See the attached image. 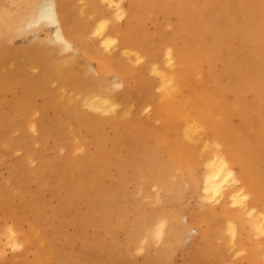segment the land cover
<instances>
[{
  "label": "bare ground",
  "instance_id": "6f19581e",
  "mask_svg": "<svg viewBox=\"0 0 264 264\" xmlns=\"http://www.w3.org/2000/svg\"><path fill=\"white\" fill-rule=\"evenodd\" d=\"M137 1L0 2V100L18 117L33 110L39 97L56 113V120L43 124L37 122L34 113L29 126L34 136L50 131L53 139L61 141L66 124L74 129L87 126L103 130L110 122L117 124L122 117H139L143 109H148L145 102L154 97L156 89L161 92L169 110L166 130L157 134L168 157L163 161L164 158L156 154L153 166L148 167L149 172L140 177V197L135 202L138 209L131 232L127 233L113 211L115 205L125 211L129 196L113 184L112 172L124 159V174L131 175L127 167H131L129 160L136 150L131 143L139 140L133 137L130 128H124L113 140L112 152L107 148L108 143H99L105 158L96 163L92 175L87 176L83 168L74 174L79 187H84L87 180L92 186L93 192L90 190L87 197L89 215L83 218L78 215L73 220L84 226L88 217V225L96 234L91 245H100L98 256L87 251L82 254L84 259L81 261L74 257L76 254L61 257L50 231L55 225L52 217L47 215L38 222L31 219L40 205L38 199H26L28 196H25L26 200L19 202L0 196V264H25L26 252L34 244H38L43 252L34 253L33 264H116L111 246L104 240L109 231L96 227L97 202L101 209L96 212L102 215L104 209L110 223H118L124 232L125 245L128 248L133 245L143 256L140 263L118 260L119 264H166V260L173 261L186 240L196 242L201 236L217 239V261L235 255H245L255 264L263 261L264 7H260V0H223L219 4L226 20L219 25L205 26L207 35L225 43L227 48L232 47V36L241 30L245 42L253 47L254 55L262 58L261 68L254 72L252 83L242 77H232L234 60L224 59L229 79L226 83L221 78L223 83L215 76L211 64L192 52L193 45L202 41L199 34H189V40L180 48L182 59L172 47L166 48L165 62L161 64V47L148 49L136 31L141 19ZM78 3L88 22H94V19L99 22V30L80 28L74 18ZM113 6L116 14L111 17L108 8ZM236 7L242 15L240 20L232 13ZM122 19H125L123 25ZM257 24L262 26V37L257 35V28L260 29ZM92 33L103 36L106 47L116 44L118 49L106 56L86 43ZM22 37L31 40L32 47H21L15 52L11 46ZM233 53H237L236 50ZM128 62L138 65L144 76L141 87L145 90L134 96L124 75L126 67L123 65ZM26 66L37 76L29 77L24 70ZM21 80L29 81L22 89L17 88ZM0 119H6L2 108ZM236 119L241 127H236ZM74 129L72 131L76 133ZM102 138L110 139L105 134ZM4 146L8 148L6 142ZM25 146L22 144V148ZM129 147L133 149L127 153ZM76 148L83 153L85 142L77 139ZM84 159L88 158L84 156ZM41 160L43 188H53L49 180L53 174L50 177L49 174L58 166L46 161L44 155ZM153 173L158 175L154 177ZM152 184L154 194L148 195ZM187 193L197 199L200 213H213V217L219 218L204 217L207 222L204 227L186 207L176 209L172 200L185 204ZM145 202L154 212L142 215V203ZM24 221L28 222V230L20 227ZM248 244L253 245V252ZM9 252L14 255L8 256Z\"/></svg>",
  "mask_w": 264,
  "mask_h": 264
},
{
  "label": "rangeland",
  "instance_id": "374dc122",
  "mask_svg": "<svg viewBox=\"0 0 264 264\" xmlns=\"http://www.w3.org/2000/svg\"><path fill=\"white\" fill-rule=\"evenodd\" d=\"M1 1L9 2V0ZM178 1H180L179 5L176 4ZM221 1L223 0H138L137 6L141 12V19L137 23L136 31L145 41L148 49L151 46L161 47L162 52L159 55L161 64L165 62L164 50L166 48L172 47L176 55L182 59L180 48L189 40V34L202 35L200 36L202 41L200 44L193 45L192 52L195 56L211 64L216 77L226 80L227 83L229 77L224 59L232 58L234 60L233 73L230 72L232 77H242L247 83H252L254 72L261 68L262 58L254 55L251 44L245 42L244 33L241 30L235 33L230 41L232 47L227 48L224 47L225 43H219L207 35L205 31L207 24L219 25L226 20L222 5L219 4ZM259 5L264 7V0H260ZM78 7L79 3L74 18L79 23L80 28L95 31L99 22L95 19L94 22H88ZM108 10L111 17L116 14L114 6ZM232 13L235 19L240 20L242 18L238 7ZM124 22L125 19H122L121 24L123 25ZM257 27L260 28H257V35L262 37V26L257 24ZM15 42L17 43L11 46L15 52H18L21 47H32L31 40H26L25 37L17 38ZM103 42V36L92 33V35H88L86 43L106 53V56H110L109 53L118 49L116 44L106 47ZM187 47L189 48V45ZM234 50L239 55L233 53ZM40 58L44 59V57ZM123 66L126 67L124 75L127 78V84L134 90L133 96L145 90L144 87H141L144 76L139 66L130 62ZM24 70L28 72L27 75L31 78L37 76L32 70L30 71L29 66H26ZM144 75L148 77V75ZM28 82V80H21L17 84V88L22 89L28 85ZM162 98L161 92L158 89L154 90V97L145 102L146 105H149L148 109H143L139 117H122L117 124L110 122V125H107L103 130L87 126L74 129V127L71 128L66 124L63 127L65 135L61 141H58V138L53 139L49 135L51 134L50 131H42L37 136L29 131L31 119L35 114L39 124L56 120L55 110L44 105L40 97L37 98L33 110H27L23 117H18L12 109L7 108L0 100V109L2 108L3 114L6 116V119H0V196L19 202L37 198L40 205L33 212L31 219L38 222L45 219L47 215L52 217L55 225L53 229L50 228V231L61 257L65 258L69 254H76L74 257L81 261L87 251L98 256L97 249L100 245L96 247L91 245L96 239V234L94 229L88 225V217L84 226L77 222L74 223L73 220L78 215L81 218L89 215L87 197L91 191L93 192L92 186L87 180L84 187H79L80 183L74 180V174L81 172L80 169L83 168L87 172V176L92 175L96 163L102 162L105 158L104 149H101L99 143L101 141L108 143L107 148L112 152L114 150L113 140L124 128H130L129 131L132 132L133 137L139 139L138 141L133 140L131 143L136 149L133 151L135 156L129 160L131 167H127V171L131 175L124 174L125 162L123 159L120 166L113 170L112 178L113 184L118 188L121 187L129 196L126 203V213L118 206H113L115 218L126 228L127 233L131 232L135 225L138 209L135 202L140 197V177L149 172L148 167L150 164L153 166L152 162L156 154L162 156L163 161L167 160L168 157L164 151L161 138L157 135L166 130V122L169 117V110ZM261 102L264 104V98L261 99ZM235 123L237 128L242 126L237 119ZM73 129L76 133H73ZM102 134L108 135L110 139L102 138ZM170 138L172 137L170 136ZM77 139L85 142L83 153L76 148ZM5 142L8 144V148H5ZM22 144L26 145L25 148H22ZM132 149L133 147H129L126 152H130ZM43 155L47 159L46 161H50L49 163L55 167L58 166L55 172L49 174V177L53 174L49 179L53 184V188L50 189L43 188V178H40L42 175L40 171L42 167L41 157ZM84 156L88 159L85 160ZM15 168H19V170ZM151 175L155 177L158 174L153 173ZM153 186L154 184L148 190V195L154 194ZM25 196L28 198L25 199ZM94 196L98 199V196ZM186 196L185 204H181L176 199L172 200L176 209L186 207L189 212L194 213L204 227L207 226L204 217L213 220L219 218V216L213 217V213H200V207L195 196L192 193H187ZM100 209L101 205L97 202L96 211ZM215 209L217 208H213V210ZM96 211H94L98 217L96 227L99 230L109 231L104 240L109 242L111 255L115 257L116 264H119L118 260L124 262L136 260L140 263L143 256L134 250L133 245H130L129 248L125 245L122 237L124 232L120 230L118 223L115 222L117 225L110 223L104 209H102V215ZM152 212H154L152 206L146 202L142 203V215ZM20 227L23 230H28V222H22ZM119 239L120 241H117ZM247 247L251 252L255 250L251 244H248ZM218 249L219 244L216 238L201 236L196 242L186 240L179 247V250L177 249L178 252L173 257V261L166 260V258L164 260H166V264H255L251 259L247 260L245 255H235L230 258L226 256L224 260L217 261L215 257ZM36 252H43L38 244L28 248L25 264H33L32 258ZM8 254L10 257L14 255L13 252ZM262 260L261 264H264V255Z\"/></svg>",
  "mask_w": 264,
  "mask_h": 264
}]
</instances>
